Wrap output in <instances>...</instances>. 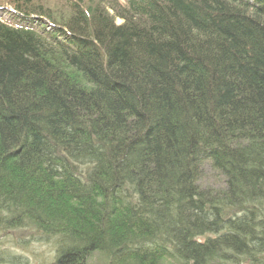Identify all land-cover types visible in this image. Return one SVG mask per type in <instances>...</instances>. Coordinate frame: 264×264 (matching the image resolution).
I'll use <instances>...</instances> for the list:
<instances>
[{
	"label": "trees",
	"instance_id": "1",
	"mask_svg": "<svg viewBox=\"0 0 264 264\" xmlns=\"http://www.w3.org/2000/svg\"><path fill=\"white\" fill-rule=\"evenodd\" d=\"M6 4L0 228L51 264H264V0Z\"/></svg>",
	"mask_w": 264,
	"mask_h": 264
},
{
	"label": "rangeland",
	"instance_id": "2",
	"mask_svg": "<svg viewBox=\"0 0 264 264\" xmlns=\"http://www.w3.org/2000/svg\"><path fill=\"white\" fill-rule=\"evenodd\" d=\"M8 0H0V6L8 7L6 4ZM85 3L91 0H83ZM103 4H108L112 0H98ZM119 4H124V0H116ZM63 3L72 4V0H38V4L46 7H60L61 13L66 12L67 6ZM0 18L4 21L11 22V18L6 17L4 9H0ZM117 22H120L117 19ZM223 177L218 174L209 164L202 166V175L199 180V186L201 189L209 188L211 191H216L224 187ZM67 206L71 208L70 214L75 213L74 216H70L77 222L84 224L79 212L84 211L85 216L89 217V206L84 209L78 207L73 202H66ZM101 209L100 207H98ZM61 236L54 234H47L42 230H38L28 225L17 228H0V264H51L59 250L61 245ZM85 264H115L101 251H92L88 254ZM150 264H181L175 259L168 257L158 258ZM214 264V263H212Z\"/></svg>",
	"mask_w": 264,
	"mask_h": 264
},
{
	"label": "bare ground",
	"instance_id": "3",
	"mask_svg": "<svg viewBox=\"0 0 264 264\" xmlns=\"http://www.w3.org/2000/svg\"><path fill=\"white\" fill-rule=\"evenodd\" d=\"M14 21H17V18H14Z\"/></svg>",
	"mask_w": 264,
	"mask_h": 264
}]
</instances>
